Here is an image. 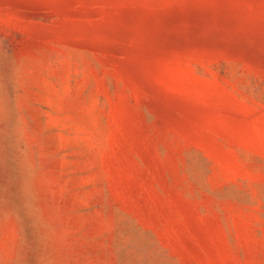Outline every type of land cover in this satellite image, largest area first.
<instances>
[{
    "label": "rangeland",
    "instance_id": "obj_1",
    "mask_svg": "<svg viewBox=\"0 0 264 264\" xmlns=\"http://www.w3.org/2000/svg\"><path fill=\"white\" fill-rule=\"evenodd\" d=\"M0 264H264V0H0Z\"/></svg>",
    "mask_w": 264,
    "mask_h": 264
}]
</instances>
